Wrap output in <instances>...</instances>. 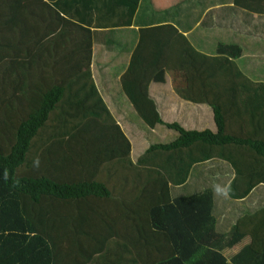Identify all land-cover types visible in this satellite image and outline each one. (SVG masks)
<instances>
[{
    "label": "trees",
    "instance_id": "1",
    "mask_svg": "<svg viewBox=\"0 0 264 264\" xmlns=\"http://www.w3.org/2000/svg\"><path fill=\"white\" fill-rule=\"evenodd\" d=\"M230 3L183 27L174 18H187L185 4L156 13L149 0H0V264H264L260 241L223 255L246 237L240 219L264 209V186L238 201L217 197L214 186L233 176L227 163H198L189 181L172 186L137 158L200 143L264 160V142L244 132L229 59L196 50L184 35L218 17L225 42L242 48L241 71L264 82V16ZM163 22L184 31L152 83L169 75L180 100L210 109L215 130L160 115L151 130L133 113L136 120L119 117L143 133L135 158L92 76L107 77L116 58L126 62L135 27ZM101 53H111L104 67Z\"/></svg>",
    "mask_w": 264,
    "mask_h": 264
},
{
    "label": "crops",
    "instance_id": "2",
    "mask_svg": "<svg viewBox=\"0 0 264 264\" xmlns=\"http://www.w3.org/2000/svg\"><path fill=\"white\" fill-rule=\"evenodd\" d=\"M131 1L137 7H139L142 2V0ZM149 2L156 13L170 8L180 7L185 4L186 7L182 11L185 12L184 17L186 16L187 18L178 16L174 18L185 27L184 25L189 24L194 19L192 17L197 16L201 10V17L203 18L211 9H219V3H222L223 0H195L193 3L191 2L189 4L187 0H149ZM230 4L253 16H264V0H231ZM210 24H212V28L209 27ZM207 25L205 29H202L199 26V22L197 24L195 23L194 28L185 32L184 35L196 50L207 55L215 54L225 56L229 59L232 75L238 86L237 100L243 120L244 132L249 138L253 140L259 139L264 142V82L253 81L241 71L238 65V59L242 56V48L239 45L225 42L219 18L212 16L211 21L208 20ZM179 28L171 22L135 27L137 31V40L126 62H122L125 59V57H123L119 63L115 60L111 63L110 67L118 68L117 65L124 67L116 76L115 83L116 85L120 84L122 87V93L128 103V108H133L131 113L137 114L141 119H144L147 109L149 108L152 116L160 115L164 121H178L187 128H207L214 131L215 125L214 123L212 124L213 119L210 109L206 105H192L180 100L172 90L169 75L167 76V82L164 84L152 83L153 77L167 66L170 42L178 33L184 31ZM95 50L97 49L93 47L92 58L97 60V54L96 57H93L96 53ZM108 54L111 56V53H106L105 55L102 53L100 54L99 58L101 60L98 61L99 65L104 67V65L108 63L110 59L107 56ZM92 79L95 83L105 80L104 77L95 76H92ZM108 80L112 79L109 78ZM105 82H107V79ZM149 93L160 103L161 111L158 112L156 110L155 101L149 98ZM118 111L119 114L123 113L121 109ZM147 127L150 128V125H147ZM231 150L232 149L229 148L225 151L223 147L221 148L220 146H207L194 143L188 149L173 150L167 153L161 151L152 152L158 155L154 157L149 155L151 153L140 155L138 157V165L147 167L153 162L154 166L152 167L160 169L173 186L185 183L189 177V172L196 164L210 160L222 161L227 163L233 172L232 179L227 186L231 188V185L234 184L237 188L236 190L234 186L235 190L233 188L232 190L230 189L229 194H231V198L241 200L251 193L254 188L264 186V180H262V178H259L257 182L254 180L249 184V187H247L246 175L248 171L245 166L246 160L244 156L238 157L236 154L230 155L229 152ZM179 152H183L185 156H179ZM248 153L249 151L244 154ZM160 156L164 157L160 159ZM251 156L252 158L248 160V162H250L249 165L254 166L258 164V167H255L256 169L264 167V160L253 154ZM158 159H160V161H158ZM162 161H167V163H163ZM162 164H165L168 169H164ZM178 166L180 168H177ZM182 177L185 178L184 182L181 180ZM235 194H240V197L235 196ZM245 217L239 221L241 232L244 230L241 229V225ZM258 238L259 237L255 235V241L252 238L250 243L255 242L257 245L259 242Z\"/></svg>",
    "mask_w": 264,
    "mask_h": 264
},
{
    "label": "rangeland",
    "instance_id": "3",
    "mask_svg": "<svg viewBox=\"0 0 264 264\" xmlns=\"http://www.w3.org/2000/svg\"><path fill=\"white\" fill-rule=\"evenodd\" d=\"M95 52L97 53L98 50H95ZM120 60H121V58H116L117 63H119ZM117 67L118 68L109 67L107 69V73H106L107 77H104L105 80H103L102 82L101 81L100 82L96 81L97 82L96 84H97V86L99 87V89L101 91V95L103 96L104 101L106 102V104L108 105L111 113L115 117V120L119 121L121 129L124 130V132L126 133V136H128V138L133 139V142L130 139L129 140L133 143L132 153H134L135 158H136V155L137 154L139 155L140 152L142 150H144V148L146 146L145 145L146 144L145 139L142 137L143 133H141V131L136 129L130 123H126V124L121 123L120 120H119V117L127 116V119H126L127 121H128V118L131 119V120H136V118L137 119H141V118H139L138 115L134 114V113L133 114L136 116V118L132 117L131 112L133 111V108L132 107L128 108V103L126 102V99L124 98V94L122 93L123 92L122 87L120 86V84L116 85V83H115L116 82V76L124 68L122 66L120 67L119 65H117ZM94 75H95V77H97L96 74H94ZM109 78L112 79V80H108ZM106 79H107V82H105ZM114 105H117L116 109H121V111H123L122 115H120V114L116 115ZM157 118H158L157 115L152 116V114L150 112V109L148 108L147 112H146V114L144 116V119H141V120L142 121L145 120L146 122L143 121V123L145 125H150V128H153V126H154L153 124H155V122H156L155 120ZM213 123L214 122L212 121V124ZM128 124H130V125L128 126ZM161 134H162V132H161ZM167 134L170 137H167L166 136ZM172 135H174V132H172V131L166 132L164 137L166 136L167 139H165V141L170 140ZM149 155H152L153 157L154 156H158V155H155L154 153H151ZM251 155L252 154L249 152L248 154H246V157H245V160H246L245 166H246L247 171H248L247 175H246V186L247 187H249V184L255 180L253 178H258V179L262 178V180H264V167H259L258 169H256L255 167H258V164H255L254 166L253 165L252 166L249 165L250 162H248V160H250L252 158ZM162 157H164V156H160V159ZM137 158H138V156H137ZM152 166H154L153 162L150 163V167H152ZM147 167H149V166H147ZM193 168H194V166L192 167L191 171L188 174L189 177L187 178V181H189V179L191 177ZM181 180L184 182L185 178L182 177ZM234 186L235 185L232 184L230 189L231 190H232V188L234 189ZM235 188H236V186H235ZM236 190H237V188H236ZM228 196H229V198L232 197L231 194H229ZM235 196L240 197V194H235ZM232 200H236V199L232 198ZM238 200H240V199H237V201ZM242 228L241 229L243 230V233H245V235L247 237H245L244 240H242L240 242V244L236 245L234 248L224 250L223 251V255L226 258H229L233 254H235L243 245L248 244V243L251 244L250 241L252 240V238L254 240L255 235H257L259 237L258 239L260 241V244H262V243L264 244V209L259 210L258 212H256L253 215L246 216L245 220H243ZM111 256H113V255H106V258H109ZM105 260L106 259H104V261ZM108 260H110V259H108Z\"/></svg>",
    "mask_w": 264,
    "mask_h": 264
},
{
    "label": "clouds",
    "instance_id": "4",
    "mask_svg": "<svg viewBox=\"0 0 264 264\" xmlns=\"http://www.w3.org/2000/svg\"><path fill=\"white\" fill-rule=\"evenodd\" d=\"M229 191L230 188L228 186L215 185L213 188L214 195L217 197H227L229 195Z\"/></svg>",
    "mask_w": 264,
    "mask_h": 264
}]
</instances>
